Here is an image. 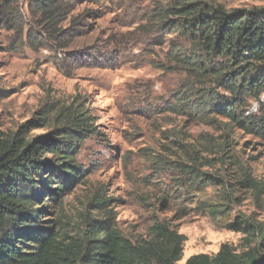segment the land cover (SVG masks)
<instances>
[{"label":"rangeland","instance_id":"obj_1","mask_svg":"<svg viewBox=\"0 0 264 264\" xmlns=\"http://www.w3.org/2000/svg\"><path fill=\"white\" fill-rule=\"evenodd\" d=\"M203 1L228 11L264 7V0ZM66 2L53 30L30 0H14L9 8L0 0V131L13 134L39 118L43 106L72 101L88 110L96 130L75 156L85 174L68 182L61 199L47 207V218L70 237L87 221L109 220L134 242L146 239L155 221L166 223L186 237L177 264L198 254L213 256L223 243L241 251L243 236L224 227L264 220L252 194L239 192L225 203L219 188L181 190L171 164L154 163L177 136L212 160L204 172L229 181L246 170L264 186L261 141L232 130L226 142L222 131L170 112L184 74L168 62L174 38L158 22L169 0ZM44 126L35 124L27 136H47L50 126Z\"/></svg>","mask_w":264,"mask_h":264},{"label":"trees","instance_id":"obj_2","mask_svg":"<svg viewBox=\"0 0 264 264\" xmlns=\"http://www.w3.org/2000/svg\"><path fill=\"white\" fill-rule=\"evenodd\" d=\"M2 1L9 8L14 0ZM30 1L54 30L66 0ZM159 12V24L174 38L167 60L184 74L170 112L222 131L226 142L238 130L264 144V7L228 11L203 0H169ZM53 109L43 106L39 118L13 134L0 131V264H177L186 237L160 221L138 242L105 219L87 221L76 237L56 230L59 222L47 218V207L85 174L75 156L96 130L79 101ZM39 122L50 133L30 139ZM201 149L175 136L154 163L171 164L181 190L219 188L225 203L249 192L264 213V186L246 170L229 181L204 172L212 160L201 158ZM41 199L43 205L32 209ZM224 228L243 236L241 251L223 243L215 255H194L185 264H264V220H236Z\"/></svg>","mask_w":264,"mask_h":264},{"label":"clouds","instance_id":"obj_3","mask_svg":"<svg viewBox=\"0 0 264 264\" xmlns=\"http://www.w3.org/2000/svg\"><path fill=\"white\" fill-rule=\"evenodd\" d=\"M252 112L256 111V105H253V108L251 109Z\"/></svg>","mask_w":264,"mask_h":264}]
</instances>
